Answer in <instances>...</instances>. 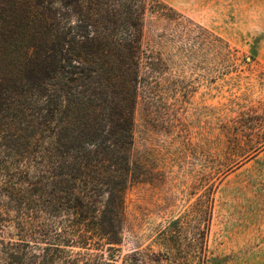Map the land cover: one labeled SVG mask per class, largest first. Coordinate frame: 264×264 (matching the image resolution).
Returning <instances> with one entry per match:
<instances>
[{
	"label": "trees",
	"instance_id": "16d2710c",
	"mask_svg": "<svg viewBox=\"0 0 264 264\" xmlns=\"http://www.w3.org/2000/svg\"><path fill=\"white\" fill-rule=\"evenodd\" d=\"M147 13L179 16L161 0H0V47L45 50L0 86V264H205L207 207L160 229L159 249L119 247L132 113L164 64Z\"/></svg>",
	"mask_w": 264,
	"mask_h": 264
},
{
	"label": "rangeland",
	"instance_id": "374dc122",
	"mask_svg": "<svg viewBox=\"0 0 264 264\" xmlns=\"http://www.w3.org/2000/svg\"><path fill=\"white\" fill-rule=\"evenodd\" d=\"M161 1L179 16L143 22V46L164 64L132 113L139 175L119 247L159 249L160 229L204 223L207 207L205 264H264V0ZM44 58L29 39L0 47V86Z\"/></svg>",
	"mask_w": 264,
	"mask_h": 264
}]
</instances>
